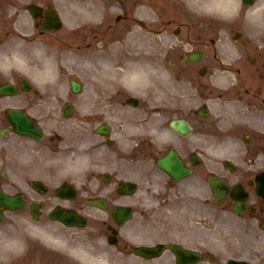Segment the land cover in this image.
I'll return each instance as SVG.
<instances>
[{
    "label": "flooded vegetation",
    "instance_id": "flooded-vegetation-1",
    "mask_svg": "<svg viewBox=\"0 0 264 264\" xmlns=\"http://www.w3.org/2000/svg\"><path fill=\"white\" fill-rule=\"evenodd\" d=\"M55 1L58 0H20L22 13L28 14L26 9L28 3H39L49 9L54 7ZM75 1L81 4L84 0H62L63 5L67 7L66 9L72 8ZM42 19L39 18L37 21H42ZM29 21L34 23L36 20L31 18ZM29 30L34 29L31 27ZM100 30L105 31V29ZM195 30L193 47L201 50L204 54L203 57H207V61L212 63L209 51L204 48L207 46L205 43L206 34L203 33L205 29L198 25ZM260 37L264 41V34ZM208 67L210 66H207L206 71H208ZM262 75H264V51L257 57V64L253 67L252 72L250 69L247 70L246 81L243 82V86L246 87L245 94L247 96H245V99L247 103L250 104L255 99L260 102L254 108L250 125L246 127L247 132L252 135L248 150L253 153H264V77ZM231 84H234V82H231ZM17 101H22V99ZM24 101L29 102L26 99ZM97 107L99 108V105ZM2 108H4L3 105L0 109V137L3 136V132H6V130L8 134L19 136L12 131L13 126L7 120L6 111L1 113ZM58 110L62 114H58ZM48 111L52 113H42L37 117L39 119L44 118L40 119L44 126L55 128L56 135L53 139L63 137L65 135V131L62 129L64 125L61 124V127H59L57 123L51 121L52 115H64L62 103L51 105ZM259 112L263 114H259ZM152 115L150 104L146 99L140 100V103L134 106L128 103L126 99L124 100L121 93L104 100L98 116L100 119L95 124L91 113L82 115L84 144H87L88 140H90V143L95 144L102 142V144L116 149V153L120 156H114L113 154L109 157L105 156L113 170L103 168L101 173L89 170L87 182L81 185V189L64 171L58 173L52 164L47 167H43L41 164L30 168L20 167L15 164L17 162L13 156L9 157L13 161V166L5 163L3 157L6 149H16L17 153H20L17 138L9 139L7 141L8 147L5 145L0 147V152L3 154L0 157V186L11 195L22 194L24 199V205L21 209L6 210L7 217L3 222H0V264H75L74 259L63 254L62 246L53 243L49 237L50 233L57 237L61 232L70 231L73 227L51 219V213L58 206L74 209L80 213H87L91 208L88 203L89 195H94V197L104 195V192L108 191L107 184H113L115 187V191L107 195L109 199H114L117 203L124 205L129 204V198L142 203L143 198L126 195L120 191L124 181H134L139 186L148 184V191L145 192L151 195L149 199L153 203H160L166 199L169 202L170 220L162 222L143 213V218L140 221H136L133 225L126 223L119 227L117 233L118 244L127 245L128 239L126 236H132L153 239L151 244L158 242L170 244L172 240L177 241L179 239V242L193 249H200L203 244L200 226L197 228L191 224L198 222L194 219L196 207L194 198L197 197L202 201L204 180L206 175L214 173V170L207 168L204 161L196 157L197 153L194 151L196 148L193 145L198 144L195 138L197 135L209 129L215 130L214 122H208L201 114L196 113L195 118L192 120L193 133L183 135L172 129L171 118H168L163 130L172 131L173 138L164 141L159 136L161 131H155L153 119H149ZM107 118L115 119V121L107 120ZM104 122L110 123L112 127L109 136L98 132V125ZM133 130L134 133H131ZM164 134L168 135L167 133ZM109 137H111V141ZM78 143L80 142L78 141ZM172 147L177 148L184 160V166L191 169L188 176L176 178L171 172L163 169L158 164V159L167 154ZM46 148L42 147L39 152L44 153ZM59 148L70 147L59 146ZM122 154H125L123 159ZM244 165L242 171L237 174L227 169V176H225L232 186L240 183L242 188L239 194L242 197V204L245 208H248L244 220L234 219L231 220L230 224L232 227L244 228V231L255 236V239L258 236V244L244 257L260 258L264 255L262 251L264 250V195L256 193L252 179L257 173L264 170V157L259 162H246ZM106 172L110 175H106ZM233 175H236L237 178H233ZM34 180H41L42 183L35 185L33 184ZM70 183L77 186V193L73 199L66 198V194L59 193L56 189L61 184ZM98 183L99 185H96ZM171 183L177 189L173 198H171V194H167L170 191ZM83 192L85 193L84 199H82ZM86 192H88V195ZM210 197L213 198L210 210H214L218 206L217 199L214 196ZM237 202L231 195H227L223 200V205L234 209ZM94 209V212L98 211L96 207ZM171 214L174 215L173 219H171ZM178 214L182 218L180 223L175 221ZM44 222H47V228L42 227ZM160 223L163 225L161 238L158 233L160 231L157 229V225ZM216 223L218 224V222ZM188 224H190L189 229ZM106 225V220H103L100 234L105 238V241ZM257 227L259 228L258 232ZM186 242L189 243L186 244ZM166 251L170 254V249ZM167 259L169 260V258Z\"/></svg>",
    "mask_w": 264,
    "mask_h": 264
},
{
    "label": "bare ground",
    "instance_id": "bare-ground-1",
    "mask_svg": "<svg viewBox=\"0 0 264 264\" xmlns=\"http://www.w3.org/2000/svg\"><path fill=\"white\" fill-rule=\"evenodd\" d=\"M138 71H143V69L142 68H136Z\"/></svg>",
    "mask_w": 264,
    "mask_h": 264
}]
</instances>
